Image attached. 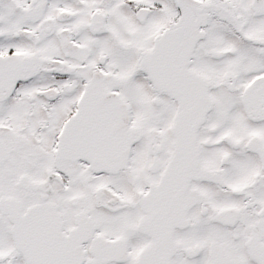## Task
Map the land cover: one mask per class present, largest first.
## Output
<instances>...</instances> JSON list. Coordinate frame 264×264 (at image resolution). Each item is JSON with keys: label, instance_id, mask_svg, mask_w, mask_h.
I'll list each match as a JSON object with an SVG mask.
<instances>
[{"label": "snow or ice", "instance_id": "snow-or-ice-1", "mask_svg": "<svg viewBox=\"0 0 264 264\" xmlns=\"http://www.w3.org/2000/svg\"><path fill=\"white\" fill-rule=\"evenodd\" d=\"M0 264H264V0H0Z\"/></svg>", "mask_w": 264, "mask_h": 264}]
</instances>
